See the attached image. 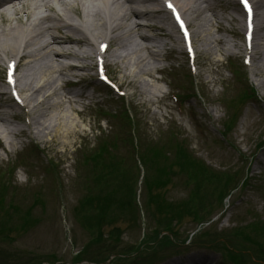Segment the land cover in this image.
Here are the masks:
<instances>
[{
    "label": "rangeland",
    "instance_id": "rangeland-1",
    "mask_svg": "<svg viewBox=\"0 0 264 264\" xmlns=\"http://www.w3.org/2000/svg\"><path fill=\"white\" fill-rule=\"evenodd\" d=\"M216 16L205 13L213 23L198 28L185 14L195 58L186 55L169 18L176 41L145 29L158 46L163 70L148 76L136 73L133 64L124 70L109 61L108 76L123 97L99 82L94 70L60 78L39 122L51 128L60 115L71 118L79 133L67 144L9 136L16 145L6 152L7 139L0 135V264H235L225 246L242 256L239 264H264V256L243 249L235 234L253 221L264 225V47L255 56L245 48L244 14L235 0L220 2ZM257 22L258 33H264V16ZM135 44L143 47L126 34L119 52L132 58ZM70 94L77 104L55 106ZM9 103L3 99L0 111ZM12 109L19 116L9 120V128L27 129L24 111ZM100 141L118 143L116 153L111 151L124 164L117 182L134 188V207L122 188L101 212L111 185L87 190L95 171L86 156ZM178 145L194 159L193 170L226 174L218 191L204 184L198 189L197 181L187 186V173L175 166ZM193 191L194 214L203 224L184 211ZM165 222L172 233L158 228ZM93 226L101 229L100 244L93 242ZM112 232L120 236L118 243L109 240Z\"/></svg>",
    "mask_w": 264,
    "mask_h": 264
},
{
    "label": "bare ground",
    "instance_id": "bare-ground-1",
    "mask_svg": "<svg viewBox=\"0 0 264 264\" xmlns=\"http://www.w3.org/2000/svg\"><path fill=\"white\" fill-rule=\"evenodd\" d=\"M160 1L163 0H1L0 62L3 66L0 83L6 84L4 79L8 71L16 74L8 88L18 90L20 99L16 107L23 110L29 119L27 129L9 128V120H16L18 115L9 105L0 111V135L7 139L4 150L7 152L8 147L11 149L16 145L13 139L9 140V136L30 135L39 141L53 137L59 144L65 145L70 137L78 134V125L65 115H60L58 120L61 121L57 120L51 128L41 124L39 117L46 116L48 99L57 95L56 84L60 78L74 72L94 70L96 59L107 65L111 61L124 70L133 64L136 73L142 75L162 71L158 46L154 38L144 33L145 29L163 32L176 41L167 23L168 16L158 17V10H147V4L159 5ZM168 1L177 6L184 16L186 13L191 15L194 25L201 28L213 23L203 15L210 13L217 18L219 3L228 0ZM252 1L256 17L264 16V0ZM135 4L143 10L136 8ZM69 14L75 16L77 24L71 23ZM258 32L253 38L252 56L258 53L261 46L264 47V33ZM126 34H132L143 42V47L134 45L132 58L119 52L124 48L122 41ZM102 45L106 46L103 50ZM138 48L144 50L147 56L142 55ZM63 60L81 64L67 65ZM90 60L93 61L92 66L82 64ZM4 85H0V104L8 96L3 90ZM76 97L75 94L59 97L60 101L55 106L60 107L63 102L77 104ZM76 114L81 116L79 111ZM192 264L197 263L194 261Z\"/></svg>",
    "mask_w": 264,
    "mask_h": 264
},
{
    "label": "trees",
    "instance_id": "trees-1",
    "mask_svg": "<svg viewBox=\"0 0 264 264\" xmlns=\"http://www.w3.org/2000/svg\"><path fill=\"white\" fill-rule=\"evenodd\" d=\"M109 144L110 143L106 141L105 142L100 141V144H98V147L96 148V150L94 152H91V155L86 156V160H85L87 161L86 163H89L91 165L93 171H95L93 180L90 181L89 183L91 186L87 190L92 191L95 188H98V187L101 188V186L107 187L109 184L111 185V188H112L111 191L108 192L107 196L103 198L102 204L99 205L101 212H103V210L106 211L105 206L107 205L112 206L111 199L116 197L120 193L122 188H124L127 191V193L130 194L129 196L130 204L133 207L135 206L134 188H132L131 186L127 187L126 182L122 187H120V185H122L123 182L121 184L117 182L121 178V176L119 175V171L122 169L124 165L122 160L121 162L120 160L118 161L116 155H114L116 153L115 147L118 145V143L116 144L115 142L112 141L110 146ZM110 148H112L113 150L112 149L110 150ZM111 151L115 153H112ZM175 156H176L175 166L179 168L180 172L187 173L186 174V178H187L186 180L188 182L187 186L194 185V183L192 182L197 181L199 182L198 189H200L201 185L204 184L207 186H213V190L218 191L221 183L224 181V179H226V174L214 173L212 171L203 169L201 166H199L198 169L193 170L191 167L194 166L193 165L194 162L192 161L194 159L189 156L188 151L182 145H178L176 152H175ZM115 183H117V185H115ZM196 192L198 191H195V192L193 191L192 195H190L191 200L185 203L184 211L186 214L191 216V219H193L195 222L203 224L205 222L204 218L199 217L196 214H194L193 203H195V199L198 197V194H196ZM85 208H89V205H85ZM180 220L181 218L177 217V221H180ZM158 228L159 229L162 228L163 229L162 231H164V233L165 232L172 233L170 222L158 224ZM92 229L97 230L96 231L97 236L94 237L93 242L100 244V241L102 242L101 240L102 236L100 235L101 229L99 227L94 228V226L92 227ZM0 232H3V231H0ZM0 234L2 235L3 233H0ZM204 234L206 236V233ZM235 234L237 235L239 239H241L246 244V245H243L245 246V248L243 247V249L247 250V248L249 249L251 248L250 249L251 252L254 251L255 253L256 252L259 253L261 256H264V225H261V223H256V221H253L249 223L248 225L246 224L245 226H239L238 228H236ZM201 236H203V234L199 235V237ZM109 237H110L109 240H111L113 243H118L120 241L119 240L120 236L117 235L116 233L114 234L112 232L109 235ZM165 237H166L165 239L168 238V236H165ZM213 242L214 241L212 240V243ZM166 243L167 242H163L161 246L166 245ZM109 248L111 247L109 246ZM223 252L226 253V256L235 264H239L242 261L241 260L242 256L236 254L233 250H230L228 246L224 247ZM104 254L112 255V249H110V251L105 249Z\"/></svg>",
    "mask_w": 264,
    "mask_h": 264
},
{
    "label": "snow or ice",
    "instance_id": "snow-or-ice-1",
    "mask_svg": "<svg viewBox=\"0 0 264 264\" xmlns=\"http://www.w3.org/2000/svg\"><path fill=\"white\" fill-rule=\"evenodd\" d=\"M243 2H244V4H245V7H246V8H249V6L247 5V0H243ZM168 6H169V8L175 13V8L173 7V5L169 4ZM249 12H250V8H249ZM177 20L179 21V15H178V14H177ZM180 23H181V26L183 27L182 21H180ZM185 35H187L186 30H185ZM249 39H250V35H249ZM104 47H106V46H103V45H102V46H101V50H103ZM10 82H12V81H10Z\"/></svg>",
    "mask_w": 264,
    "mask_h": 264
}]
</instances>
